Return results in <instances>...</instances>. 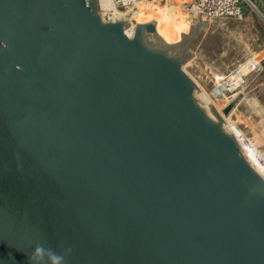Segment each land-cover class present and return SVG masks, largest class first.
<instances>
[{"label":"water","instance_id":"water-1","mask_svg":"<svg viewBox=\"0 0 264 264\" xmlns=\"http://www.w3.org/2000/svg\"><path fill=\"white\" fill-rule=\"evenodd\" d=\"M205 23L0 0V264H264L238 100L221 113L183 69Z\"/></svg>","mask_w":264,"mask_h":264},{"label":"rangeland","instance_id":"rangeland-1","mask_svg":"<svg viewBox=\"0 0 264 264\" xmlns=\"http://www.w3.org/2000/svg\"><path fill=\"white\" fill-rule=\"evenodd\" d=\"M253 1L261 13L243 0L240 17L211 19L199 15L195 25L206 23L196 29L190 44L192 58L183 69L209 94L221 113L235 98L232 94H238L237 105L229 115H222L255 168L264 175V60L244 76L236 91H223L216 98L213 95L221 79L264 50V5L262 0Z\"/></svg>","mask_w":264,"mask_h":264},{"label":"bare ground","instance_id":"bare-ground-1","mask_svg":"<svg viewBox=\"0 0 264 264\" xmlns=\"http://www.w3.org/2000/svg\"><path fill=\"white\" fill-rule=\"evenodd\" d=\"M99 1L103 15H108L111 19H113V16H111L112 14L114 16L116 15L117 18H123L124 20H128L130 18L138 22L143 12L147 15L151 12V18L153 20L164 23L182 33L189 32L191 26L195 25L199 16V11L195 6L196 0H131L132 5L129 7H122L117 0ZM245 1L249 3L248 0ZM263 60L264 51L261 54L259 53L253 55L244 63L240 64L235 71L231 72L227 77L221 79L220 86H222L225 91H236V87L241 86L243 83L244 76L256 69ZM198 87L209 103L215 106V102L209 94L201 88V86ZM236 95L238 94L235 92L232 94V96L235 97L234 99L238 100ZM225 125L228 130L232 132L226 120Z\"/></svg>","mask_w":264,"mask_h":264},{"label":"built area","instance_id":"built-area-1","mask_svg":"<svg viewBox=\"0 0 264 264\" xmlns=\"http://www.w3.org/2000/svg\"><path fill=\"white\" fill-rule=\"evenodd\" d=\"M242 1L243 0H196L195 6L199 11V15L204 16L206 18L212 19V18H220V17H240L242 16V12H243ZM117 2L122 7H129L132 5L131 0H117ZM223 91H225V89H222V86H217L215 92L213 93L214 97L215 98L217 96L221 97ZM236 138L245 152V147H243L241 141L238 139L237 136ZM246 156L249 162L251 163V165L255 168L249 156L247 154ZM255 170L257 169L255 168ZM259 174L262 175V173L260 172ZM262 176L264 177V175Z\"/></svg>","mask_w":264,"mask_h":264},{"label":"crops","instance_id":"crops-1","mask_svg":"<svg viewBox=\"0 0 264 264\" xmlns=\"http://www.w3.org/2000/svg\"><path fill=\"white\" fill-rule=\"evenodd\" d=\"M249 1V4L252 6V7H254V9H256L257 11H259L260 12V8L258 7V5H257V3H255L253 0H248ZM263 2H264V0H262ZM262 2V7H263V5H264V3ZM261 13V12H260ZM264 51V50H263ZM263 51H262V53H263Z\"/></svg>","mask_w":264,"mask_h":264}]
</instances>
